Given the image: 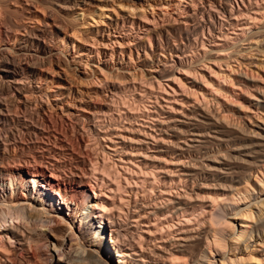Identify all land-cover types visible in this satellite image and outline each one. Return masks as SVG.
Segmentation results:
<instances>
[{
  "label": "bare ground",
  "instance_id": "6f19581e",
  "mask_svg": "<svg viewBox=\"0 0 264 264\" xmlns=\"http://www.w3.org/2000/svg\"><path fill=\"white\" fill-rule=\"evenodd\" d=\"M62 1L59 5L63 16L70 15L69 11L74 14L81 3L86 5L92 2ZM94 1L98 9L101 8L100 19L105 15V9L116 11L115 5L129 10L138 7L143 9L144 4L152 6L151 0ZM217 2L215 12L225 15L228 12V0ZM196 7V0H190L184 6V17L198 13ZM36 8L37 5L32 3L23 5L22 10L26 11L30 24L18 25L19 32H22L20 36L15 30L3 31L0 24V35L5 36L0 45V53L5 55L0 60V264H42L43 261L44 264H217L215 257L212 260L209 255L222 240L217 238L220 234L218 228L208 224V207L223 200L243 204L250 197L248 189L242 190L237 186L264 168V118L260 116L259 120H247L249 123L240 125L228 123L224 116L220 118L221 115L218 116L198 100L196 92L203 91L204 76L190 81L191 87L183 83L177 85L178 89L170 84H177L179 78L175 75L166 76L167 72L172 71L168 61L150 67L152 79H168L169 84L164 91L158 92L159 95H154L157 101H152L155 104L152 103L150 109L145 108L142 120L137 112H130L131 108L128 111L126 106L112 105L109 103L111 100L104 104L92 102L91 106L73 109V101L78 98L75 94L79 95V90L72 86L68 72L62 68V71L56 70L54 65L60 59V45L55 40L70 39L68 37L74 30H68L67 24L54 14L39 13ZM129 10L123 14L116 12L115 18L108 19L107 28L116 29L120 21L123 24L131 22L132 25L147 27L145 31L151 33L152 28L146 25L147 22L132 16ZM257 13L258 10L254 12ZM142 14V18L147 19L145 11ZM243 16L258 19L248 14ZM249 25L244 29H248ZM229 26L232 27L233 23L229 22ZM104 31L107 30L102 31L105 34ZM110 36L108 33L107 40ZM225 40L219 39L215 47H223ZM70 44L75 47L74 41L71 40ZM116 44L120 47L123 45L117 40ZM83 53L89 57L93 51ZM97 55L101 60L100 52L97 51ZM176 57L181 59L180 55ZM128 75L133 73L125 71L123 80H126L127 87L132 85L135 88V82L130 80L133 76L128 78ZM57 78L64 82H58ZM243 78L247 79L245 76ZM186 81L189 79L186 78ZM116 82L108 83L112 96L120 88V81ZM150 82L152 84L153 80ZM192 87L198 89L193 90ZM148 89L140 90L143 96L153 95L152 88ZM34 94L39 97L36 98ZM151 96L150 99L154 97ZM255 97V105L264 108V90H258ZM37 105L44 122L55 115V107L61 110L62 123L73 124L72 118L84 120L88 124L90 122L89 126L100 138L106 155L113 159L114 169H121L125 176L120 178V171L113 169L120 176L108 178V182H99L100 178H97L98 182L92 184L82 171L87 162L83 154L76 158L82 170L79 166L69 165L67 159L61 157L69 152L65 145L68 141L61 139L59 134L58 138L54 136L56 140L52 143L49 139L52 140L53 133L51 135L49 130L47 133L36 125L35 114L30 109ZM21 111H24L23 116L19 115ZM10 122L19 123L26 134L17 136L9 127L7 130ZM105 122H109V126H105ZM32 133L47 137L48 141L32 140ZM84 137L81 133L75 138L78 147L84 143ZM16 151H37L42 154L38 158L25 154L20 158ZM64 168H69V171ZM28 176L31 177L33 188L28 186ZM95 186L99 189L105 186L110 193L119 195L121 203H127L123 205H128L127 211L121 207L120 214H108L106 207L96 200V193L93 197L88 192V189L95 192ZM123 194L127 197L135 195L136 202L131 203ZM263 208L258 212H264ZM243 211V217L247 220L256 218L252 209ZM124 216L130 224L122 220ZM146 217L157 222L155 231L150 226H147V230L144 229L146 226H142V220ZM152 219L148 223L153 224ZM256 221L251 231L243 232L247 234L245 239L241 236L243 242H248L254 234H264V218L260 221L256 218ZM146 234L149 239L145 237ZM106 237L109 242H106ZM72 241L76 245L70 246L71 249L67 251L65 246ZM230 252L232 254V250ZM55 255L59 257L58 261H54ZM220 263L254 264L249 253L245 257L236 260L229 258L227 262Z\"/></svg>",
  "mask_w": 264,
  "mask_h": 264
},
{
  "label": "rangeland",
  "instance_id": "374dc122",
  "mask_svg": "<svg viewBox=\"0 0 264 264\" xmlns=\"http://www.w3.org/2000/svg\"><path fill=\"white\" fill-rule=\"evenodd\" d=\"M91 1V3L86 5L81 3V5L74 10V14L72 11H69L68 13H70V15L63 16V12L59 5V3L63 2L62 0H0V24L2 23L1 26H3V31L13 32V30H15L16 32L18 31L17 33L14 31L17 35L19 34L18 36L22 34V32H19L18 27L23 24H30V21L26 18V11L24 9V11L22 10L23 5L28 3H32L33 5L36 4V9L39 13L54 14V16L64 22L65 25L67 24L66 27H68V30H74V33L71 32L70 37H68L70 39L61 41L62 38H60L55 40L56 44L60 45V59L58 62L56 61L54 65L56 70H61L60 68H62L68 72L73 84L72 86L79 90L80 94H75L78 98L73 101V109L80 106H91L92 102L104 104V102H109L111 100L109 103H113L112 105L116 106L118 104L117 106H126L128 107V111L132 109L130 111L131 113L137 112L136 114L138 117H141L139 119L142 120L146 109H150V105L154 100L155 103L157 101L154 95H159L158 92L160 93V90L161 92L164 91L169 84L168 79L162 80L159 77L157 78L158 80L152 79L149 72L151 69L150 67L158 65L160 62L168 61L172 65V71L167 72L166 76L172 77L175 75L179 78L177 84L170 82V85L178 89L179 87H177V85L187 83V86L191 87L190 81L197 79V77L201 78L202 75L204 76L203 80L205 79V82L203 81V83L205 86L203 91L196 92L198 100L210 107L218 116L221 115L220 118L225 117L228 123L240 125V123L246 124V122L249 123L253 120H259L260 116L264 118V108L261 109V107L255 105L257 91L264 90V0H228L226 4L228 12L225 15L222 12H215L218 8L217 0H196L198 13H195V15L191 17H184L185 13L183 12L184 6H187L190 0H151L150 3L152 6L148 7L144 4L143 9L138 7L135 10H129L127 7L122 8V6L119 5H115L116 11L111 8L103 9L106 13L101 19V8H99L100 10L98 9L96 1ZM127 10L133 13L132 16H136V18L138 17V19L147 22L146 25L148 24V26L152 28V32L148 33L145 31L147 27L144 28L132 25L131 22H125L123 24L122 21L119 22V26L116 29L107 28L110 21L108 19L110 17L115 18L117 13L123 14ZM257 10L259 14H254ZM144 11L148 20L143 19L141 16ZM244 14L258 19L254 20L249 17H244ZM138 19L136 20L139 21ZM229 22L233 23L232 27L229 26ZM247 24L251 25L248 26V29H244L247 27ZM16 26L17 30L14 29ZM10 29H12V31ZM104 29L107 31L109 29V32L104 31L105 34L102 33ZM128 30L131 31L128 32ZM108 33L111 36L110 39L107 40ZM0 37H3L0 38V41H2L0 42L1 45L5 36L0 35ZM219 39H226L223 42V47H215L214 44ZM71 40L75 43L74 48L72 47L73 44H70ZM110 40L112 41L110 42ZM116 40L123 45L120 47L116 44ZM105 43L108 45H105ZM88 50L93 51L89 57L83 53H87ZM97 51L100 52L101 60H99ZM80 53L84 55L78 56ZM112 54L114 56H112ZM177 55H180L181 59H178L176 57ZM77 56L78 58H76ZM4 57L5 55L0 53V60L4 59ZM73 57L75 58L74 60H72ZM227 65H231V68ZM128 70L129 73H133V75H128L127 77L133 76L130 80H132L131 82H135L136 89L133 88L132 85L127 87L125 83L126 80H123V78L126 77L124 76L125 71ZM153 75L154 77L156 76V74ZM244 76L247 77V79L243 78ZM186 78H188L189 81H186ZM148 80H153L154 83L152 82L151 84ZM57 81L64 82L58 78ZM159 81L161 82L160 84H158ZM113 82H119L118 84L120 85L116 93L118 94L117 96L116 94L112 96V93L109 91L110 84L108 83ZM121 84L122 86L124 84L126 86L122 87ZM140 85H145L149 89L152 88V96L154 97L149 94H144L146 96H143V92L140 90L147 88L142 86L141 89ZM129 88L131 90H129ZM192 88L193 90L198 89V87ZM132 90H135L136 93L139 92L140 96H138V93L135 94V92H132ZM185 91L188 92L187 89ZM34 95L35 97L37 96V94ZM108 96L109 98H107ZM148 96L149 98H144ZM150 96L152 99H150ZM133 98L136 99L134 100ZM56 109L55 107V110H53V112L55 111V115H52L48 122H44L42 119L43 114L39 110L38 105L31 107L30 110L35 114V121L38 123L36 125H39L38 127L45 132L49 130L48 132H50L51 135L53 133L52 140H50L51 138L49 139L50 142H55V137L58 138L59 134L61 135L59 136L61 139L65 138L64 141L67 140L69 143L71 142L69 146L68 142H66V149L69 152H65V157L61 156L62 159H67L69 165L71 164L76 168L79 166L80 170H82V165H78L76 158L83 154L87 162L86 167H84L82 171L90 178L92 184L98 181L102 182V180L108 182L109 179H115L119 174L117 175V171L114 173V170L120 171V178H123L122 176L125 175H123L122 170L114 169L116 166H114L113 159H110L109 155H106L100 138L96 135L94 130L91 129L92 127L89 126L91 123L89 122L88 124V122L86 123V121L81 119H78L81 120L78 122V120L72 118L71 123L74 122V125L70 124V122H68L69 124L67 123V125L66 123H62V119H60L61 110L59 108ZM23 112L24 111H21L19 115L23 116ZM247 120H249V122ZM106 122L105 126H109V122ZM10 123L6 127L7 130L11 129L17 136H22L21 134L25 133V130L22 129L19 123ZM139 123H141V121ZM72 126L74 128H72ZM79 132L82 133L83 137L85 136V141L78 147L75 138L81 134ZM30 135L32 140L48 141L47 137L43 136L42 138L40 135L35 136L33 133ZM16 153L20 158L21 156L23 157L24 154L37 158L42 154L37 153V151H25L23 153L16 151ZM64 169L69 171V168L68 170L67 168ZM256 175L248 177V179H246L248 181L245 180V182H241L243 185L240 183L237 186L242 190L248 189L250 191V197L247 198L248 200L243 201V204L223 200L224 202H215V206L213 204V206L208 207V210H210L208 224L210 227L212 226V228H218V233L220 234L217 235V238H221L222 240V244L220 243L218 247L219 249L213 247L211 252L212 255L208 254L209 258L212 260L214 259L213 257H215L217 264H221L220 262H227L229 258L236 260L239 257H245L248 253L251 254L253 263L255 261L254 259L257 260L254 264H264V234L261 232L259 236H255L254 234V237H251L252 240H247L248 242H243L244 240L241 239V236L243 238L247 235L243 232L252 230L253 226L257 223L256 218L258 221L264 218L263 210L261 212L263 215L258 212V210L260 208L262 209L264 206V168L258 170ZM97 178L100 179L97 181ZM27 180L28 186L30 185V187L32 186L33 188L31 177L28 176ZM95 188V192L92 189H88V192L93 197L95 196L94 193H96V197L98 198L96 200L106 207L105 210L107 213L109 212L108 214H120L121 207L127 211L126 208L128 205H126V207L123 206L126 202L121 203L122 201L118 198L119 195L110 193L105 186L100 189L96 186ZM122 196L125 199H129L131 203L136 202V197L133 194L130 195L131 197H127L124 194ZM132 206L133 204H131L130 207L132 208ZM248 209H252L253 212H255V219L247 220L243 217V210ZM123 218L122 220L126 221L125 216ZM151 219L152 218L148 217L143 219L142 226H146L144 227L145 230L148 229L147 226H150V229L155 231L158 224H155L157 223L154 221L155 219H152L153 224L148 223ZM127 223L130 224V222ZM145 237L149 239L148 234H146ZM245 237L243 239H245ZM105 240L109 242L107 237ZM74 242L75 241H72L66 244L65 247L67 251L71 249L72 245H76ZM145 243L148 244L147 241H145ZM234 249L236 250L233 251ZM231 250L233 255L230 252ZM55 260H59L57 255L54 257V261ZM44 263L45 261L42 262V264Z\"/></svg>",
  "mask_w": 264,
  "mask_h": 264
}]
</instances>
